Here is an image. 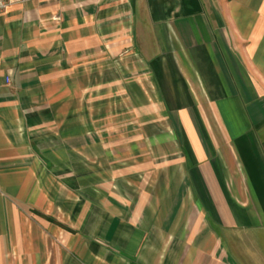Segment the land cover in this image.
Here are the masks:
<instances>
[{"label":"crops","instance_id":"obj_1","mask_svg":"<svg viewBox=\"0 0 264 264\" xmlns=\"http://www.w3.org/2000/svg\"><path fill=\"white\" fill-rule=\"evenodd\" d=\"M7 74L0 264H264V0L17 1Z\"/></svg>","mask_w":264,"mask_h":264},{"label":"built area","instance_id":"obj_2","mask_svg":"<svg viewBox=\"0 0 264 264\" xmlns=\"http://www.w3.org/2000/svg\"><path fill=\"white\" fill-rule=\"evenodd\" d=\"M17 1H23V0H0V14L5 13L8 10V8ZM11 81H12L11 76L8 74L4 76H0V87L10 86Z\"/></svg>","mask_w":264,"mask_h":264},{"label":"rangeland","instance_id":"obj_3","mask_svg":"<svg viewBox=\"0 0 264 264\" xmlns=\"http://www.w3.org/2000/svg\"><path fill=\"white\" fill-rule=\"evenodd\" d=\"M156 109H157V111H156L157 114L159 113V111H162L160 108L158 109V108L156 107ZM139 112H140V115H139L140 122H141V123H144V122L146 123V121L148 120V116H149V114H153L154 109H153V107H151V106H149L148 104H146V103L144 102V100L141 98V103H140V110H139ZM141 140H143V141L145 142V139H144V138H141ZM141 174H142V170H141Z\"/></svg>","mask_w":264,"mask_h":264}]
</instances>
